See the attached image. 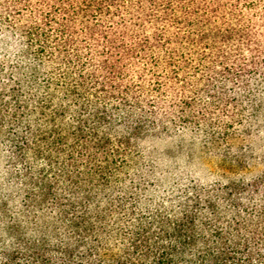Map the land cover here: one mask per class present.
Returning a JSON list of instances; mask_svg holds the SVG:
<instances>
[{
  "label": "trees",
  "instance_id": "16d2710c",
  "mask_svg": "<svg viewBox=\"0 0 264 264\" xmlns=\"http://www.w3.org/2000/svg\"><path fill=\"white\" fill-rule=\"evenodd\" d=\"M0 48V264H264V173L145 199L137 148L257 117L264 0H0Z\"/></svg>",
  "mask_w": 264,
  "mask_h": 264
},
{
  "label": "rangeland",
  "instance_id": "374dc122",
  "mask_svg": "<svg viewBox=\"0 0 264 264\" xmlns=\"http://www.w3.org/2000/svg\"><path fill=\"white\" fill-rule=\"evenodd\" d=\"M255 92L254 102L260 106L257 117L231 127L229 131L233 133L228 139L221 135L210 137L208 132L214 125L211 128L197 124L177 126L169 132L140 139L137 148L141 198L166 200L192 183L205 186L248 181L263 174L264 87ZM243 107H247L244 117L249 118L250 109L246 104ZM6 173L7 162L0 155V199L4 193H15L13 185L7 183Z\"/></svg>",
  "mask_w": 264,
  "mask_h": 264
}]
</instances>
